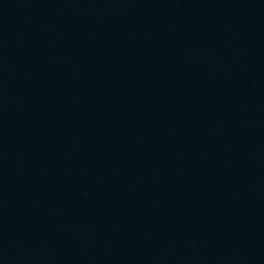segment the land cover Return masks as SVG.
<instances>
[{"label":"water","instance_id":"95a60500","mask_svg":"<svg viewBox=\"0 0 264 264\" xmlns=\"http://www.w3.org/2000/svg\"><path fill=\"white\" fill-rule=\"evenodd\" d=\"M0 264H264V0H0Z\"/></svg>","mask_w":264,"mask_h":264}]
</instances>
